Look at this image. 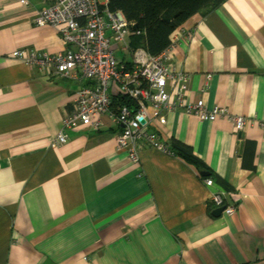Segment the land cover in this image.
Returning <instances> with one entry per match:
<instances>
[{"label":"crops","instance_id":"obj_1","mask_svg":"<svg viewBox=\"0 0 264 264\" xmlns=\"http://www.w3.org/2000/svg\"><path fill=\"white\" fill-rule=\"evenodd\" d=\"M30 1L0 0V264H264V0H226L172 34L168 66L188 74L189 102L229 117L168 112L149 127L166 150L138 141L136 160L118 146L112 113L53 145L89 82L12 56L70 49L34 23L53 0ZM231 117L246 120L240 143ZM228 206L233 215H215Z\"/></svg>","mask_w":264,"mask_h":264},{"label":"built area","instance_id":"obj_2","mask_svg":"<svg viewBox=\"0 0 264 264\" xmlns=\"http://www.w3.org/2000/svg\"><path fill=\"white\" fill-rule=\"evenodd\" d=\"M20 4L36 8L30 0H20ZM34 23L38 27H54L70 49L58 55H28L17 51L14 58L28 65H36L46 70L53 67L62 77H72L83 83L76 96V109L64 120L63 131L54 139L53 145L60 146L67 141L66 130L93 127L99 129L95 122L97 116L112 113L123 127L116 137L121 149L132 151V159H137V152L132 147L138 141H146L158 150L166 146L158 140L156 134L149 131L155 121L166 124V113L184 109L195 114L199 120L216 122L229 117L227 110L220 106L208 108L202 101L189 102V76L185 72L170 70L171 49L168 48L157 56H151L144 48L131 50L129 38L131 26L125 16L113 12L106 3L99 0H53L52 4L38 5ZM114 46L118 47L122 58H118ZM176 81L174 94L169 91V83ZM116 88L117 96L131 102L120 107L117 114L112 112L111 90ZM149 111L154 114L150 117ZM234 122V134L239 143L242 141L245 118L231 117ZM207 186H213L211 179H205ZM213 202L222 207L223 197L216 194ZM234 206L225 207L224 215L235 213Z\"/></svg>","mask_w":264,"mask_h":264},{"label":"trees","instance_id":"obj_3","mask_svg":"<svg viewBox=\"0 0 264 264\" xmlns=\"http://www.w3.org/2000/svg\"><path fill=\"white\" fill-rule=\"evenodd\" d=\"M113 12H121L128 20L132 32L129 48L143 47L151 56H157L171 46L172 34L194 15L208 13L226 0H106ZM131 102L125 97L113 99L112 109L119 113L120 107ZM171 149L187 162L198 165L192 150L180 142H172Z\"/></svg>","mask_w":264,"mask_h":264},{"label":"rangeland","instance_id":"obj_4","mask_svg":"<svg viewBox=\"0 0 264 264\" xmlns=\"http://www.w3.org/2000/svg\"><path fill=\"white\" fill-rule=\"evenodd\" d=\"M99 1H100L101 3H106V0H99ZM113 49L115 50L117 56L122 55V53H119V51H118V47H117V46H114ZM233 123H234V122H233ZM245 124H246V123H245Z\"/></svg>","mask_w":264,"mask_h":264},{"label":"water","instance_id":"obj_5","mask_svg":"<svg viewBox=\"0 0 264 264\" xmlns=\"http://www.w3.org/2000/svg\"><path fill=\"white\" fill-rule=\"evenodd\" d=\"M225 208H221L219 210H217V212L215 213L216 216H218L220 214L221 211H223Z\"/></svg>","mask_w":264,"mask_h":264}]
</instances>
